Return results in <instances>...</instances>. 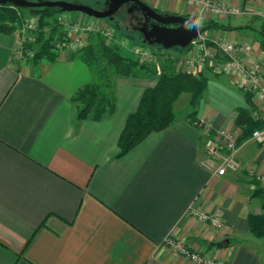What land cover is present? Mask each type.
I'll use <instances>...</instances> for the list:
<instances>
[{
	"label": "crops",
	"instance_id": "0c3cea01",
	"mask_svg": "<svg viewBox=\"0 0 264 264\" xmlns=\"http://www.w3.org/2000/svg\"><path fill=\"white\" fill-rule=\"evenodd\" d=\"M143 1L160 13L198 15L182 0ZM213 1L242 9L202 19L227 27L205 31L216 62L260 64L264 80V0ZM62 15L78 27H110L82 12ZM97 34L75 29L73 35ZM19 40L18 32L0 33V264H198L171 249L169 237L226 264H264V237L251 221L264 213V145L245 138L237 150L240 169L220 176L204 165L206 131L189 121L186 106L172 125L117 157L128 116L158 82L157 60L135 75L114 76L113 112L78 119L72 98L94 80L90 66L72 49L36 64L33 55H16ZM230 42L236 48L221 59L213 44ZM136 46L121 52L137 58ZM202 72L208 82L200 121L241 136L235 116L243 108L264 124V102L241 85L242 75ZM193 209L217 216L224 228L199 220Z\"/></svg>",
	"mask_w": 264,
	"mask_h": 264
},
{
	"label": "trees",
	"instance_id": "16d2710c",
	"mask_svg": "<svg viewBox=\"0 0 264 264\" xmlns=\"http://www.w3.org/2000/svg\"><path fill=\"white\" fill-rule=\"evenodd\" d=\"M25 10L38 14L40 17L36 39L39 47L33 53V61L36 64H40L43 60L55 61L58 51L55 49L54 40L56 39L55 36L59 23H55L56 19L54 17L56 14L65 11L57 7L21 8L10 3L0 4V33L20 32L25 19ZM106 20L110 19L106 18ZM115 23L121 28L120 21L116 20ZM212 26L227 28L225 24L218 21H200L201 32H205ZM47 27L49 29V35L45 33V28ZM19 36L21 37V35ZM61 37L63 35H57V40ZM140 40L142 41L141 38ZM208 43L211 44L209 38ZM157 48L160 50L164 49L161 46H157ZM175 48L180 52H185L192 49V44L187 48ZM99 52H101V56L106 60L108 66L106 68H111L113 73L110 75L106 72L105 67H100L98 53L92 42L86 45L79 53V56L92 69L94 80L80 88L72 98L77 104L78 119L91 117L94 120H100L107 112H113L116 107L113 91L114 76L116 74L135 75L136 69H149L150 66L147 63L148 61H143L138 57H125L121 52L120 45L111 41L107 43L103 37L100 39ZM220 55L222 56L221 59L225 58L223 57L224 55ZM220 55H218L219 58ZM207 82L208 77L204 72L194 74L188 71H164L159 73L157 84L154 87L145 89L137 111L128 116L125 127L120 135L116 156H123L149 135L172 125L178 119L175 103L184 92L190 93L188 101L190 112L187 117L193 124L198 123L200 120L196 116L197 108L205 95ZM250 92L246 91L247 99L250 102V106L254 108L255 106L252 105V93ZM235 120L243 128V133L239 137L240 143L251 134L253 129L264 127L262 122L257 121L251 116L248 109H238ZM251 221L252 224L254 223V231L264 237V213L260 216L252 217Z\"/></svg>",
	"mask_w": 264,
	"mask_h": 264
},
{
	"label": "built area",
	"instance_id": "2783aa9c",
	"mask_svg": "<svg viewBox=\"0 0 264 264\" xmlns=\"http://www.w3.org/2000/svg\"><path fill=\"white\" fill-rule=\"evenodd\" d=\"M188 3L193 4L196 9H198V16L200 20L210 15L224 14L226 16L238 15L242 13V9L239 7H226L220 3H216L213 0H182ZM260 16L264 20V11L261 12ZM35 27V24L32 21H24L20 29V50L22 52L27 51L26 43L28 38V33ZM84 32H103L105 35H113L109 28L103 30L101 28H96L94 25L90 24L83 27H77ZM204 32L199 34V37L193 42L194 47L189 50V54L185 57L183 66L186 67L185 71L198 74L206 68L214 69L217 72H229L235 75L242 77L241 85L246 89H255L256 98L259 101L264 102V80L263 72L260 64H255L250 67H246L238 59H231L225 63L224 66H221L216 62L214 53H211L210 44L208 43V38L203 36ZM98 35V34H97ZM88 43L87 40L79 35L78 37L72 39H63L58 41L55 46L56 49H78L82 45ZM217 52L220 51L222 55H227L233 51L236 47L232 43H219L214 46ZM138 58L143 61H151L152 53L149 50L139 52L136 50ZM196 126L203 127L205 129L203 149L205 153L204 165L212 170L214 173L224 176L228 172L238 171L241 167V163L237 157L238 147L244 140L240 143L238 135L226 130L218 129L213 131L211 129L210 123L207 121H199L194 124ZM249 137L258 144L264 145V127H257L252 130ZM264 181V175L259 177ZM193 208V207H192ZM192 213L195 217L199 218L204 222L209 223L212 227L216 229L224 228V223L215 215L209 214L207 212L200 211L198 209H193ZM166 244L173 249L176 253L186 256L190 260L198 264H226L222 261H217L211 259L198 251H194L184 244L169 237L166 241Z\"/></svg>",
	"mask_w": 264,
	"mask_h": 264
},
{
	"label": "water",
	"instance_id": "95a60500",
	"mask_svg": "<svg viewBox=\"0 0 264 264\" xmlns=\"http://www.w3.org/2000/svg\"><path fill=\"white\" fill-rule=\"evenodd\" d=\"M10 3L21 8L57 7L65 12H82L91 17L110 20L129 4L142 14L140 32L143 42L164 49L189 47L201 33L198 15L160 13L143 0H106L105 9H96L81 2L69 0H0V4Z\"/></svg>",
	"mask_w": 264,
	"mask_h": 264
},
{
	"label": "rangeland",
	"instance_id": "374dc122",
	"mask_svg": "<svg viewBox=\"0 0 264 264\" xmlns=\"http://www.w3.org/2000/svg\"><path fill=\"white\" fill-rule=\"evenodd\" d=\"M77 2H81L83 4L89 5L93 8L96 9H105V4L104 1L105 0H74ZM62 13H66V12H61L55 15V23H59L58 26V30H57V34H56V39L54 40V43L56 44L58 41L63 40V39H72L75 37H78L79 35H73L74 34V30L77 29V25L74 21L69 20V18L65 17L62 15ZM24 16L25 19L24 21L28 20V21H32L35 24V27L27 34L28 38H27V51L22 52L20 50V45L18 43V47L16 49V55H18V57L22 58L27 54V55H33L34 51L39 47V44L36 42L37 39V35H38V30H39V24H40V17L38 14L35 13H31L28 10L24 11ZM123 16H125L123 18ZM120 20L121 21V28L117 26V24L115 23L116 20ZM110 23V27L109 30L113 33V35H103V39H105L107 42H115L118 45L125 46L126 48L129 47V43H134L136 46V49L134 48V50L132 51V53H138L136 52V50H138L139 52L145 51L146 48H150V49H156L157 46H151L149 44L144 43L143 41L140 40L139 38V33L137 32V30H134L133 25L136 23L135 19L129 15H125L124 12L121 10L120 12H118V14L116 13L114 15V19L111 20H107ZM130 21H133L132 25L129 27L127 26V29L125 28V25H128ZM120 28V29H119ZM125 28V30H124ZM72 31V32H71ZM20 35V32L17 31ZM45 33L46 35H49V29L48 27L45 28ZM57 35H63V37H61L60 39L57 40ZM83 36V35H82ZM89 36H91V42L94 44L95 49L97 50L98 53V57H99V63H100V67L102 68H106L108 67L106 64V60L101 56V52L100 51V39L102 38L101 35H84L83 37L87 38V40L89 39ZM203 36L210 38L209 35H207L205 32L203 33ZM133 38V39H132ZM90 42V43H91ZM128 43V44H127ZM232 43V42H230ZM235 44V43H232ZM88 45V43L82 45L80 48L78 49H73L74 51H76L77 53H80L84 47ZM213 46H216V44H213ZM146 47V48H145ZM194 47V43H192V48ZM236 47V44H235ZM130 48V47H129ZM56 49V46H55ZM169 50V49H166ZM57 51H60V49H57ZM171 52H159L158 54H153L152 52V58L151 59H155L157 60L158 64L156 65L154 62V69L157 70L158 73L167 71V72H180L181 70L176 68L173 69V65H176V67H180L181 64H183L182 62L184 61L185 57L188 56L189 52H178V50L176 48H171L170 50ZM155 55V56H154ZM223 57H225V60L229 59V57H227V55H224ZM140 59V58H139ZM170 63H169V62ZM150 62V61H148ZM151 63V62H150ZM152 65V64H151ZM223 66V65H221ZM106 72L110 75H112L113 71L112 69H105ZM225 73L226 76H231V74ZM189 97H190V93L186 92V93H182L181 96L179 97V99L176 101L175 103V108L177 109V112L179 114L184 113V111L186 110V106H188V101H189Z\"/></svg>",
	"mask_w": 264,
	"mask_h": 264
},
{
	"label": "flooded vegetation",
	"instance_id": "af4514ba",
	"mask_svg": "<svg viewBox=\"0 0 264 264\" xmlns=\"http://www.w3.org/2000/svg\"><path fill=\"white\" fill-rule=\"evenodd\" d=\"M104 4H105V7H107L106 6V0L104 1ZM130 5L131 4H129V5H127V6H125V7H122L118 12H120L121 10L124 12V14L125 15H129V16H131V17H133L134 19H135V24L133 25V28H134V30H137V32L139 33V37L142 39V41H143V35H142V33L140 32V30H139V27H141V19H142V14H141V12L140 11H138L136 8H132V9H130ZM158 11V10H157ZM118 12H117V14H118ZM159 12V11H158ZM118 20V19H117ZM118 21H120V20H118ZM121 22V21H120ZM132 23H133V21H130L129 22V24L128 25H125V27H126V29H127V26H131L132 25ZM121 24V23H120ZM128 30V29H127Z\"/></svg>",
	"mask_w": 264,
	"mask_h": 264
}]
</instances>
